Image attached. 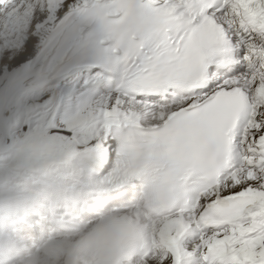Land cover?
<instances>
[{"label": "snow or ice", "instance_id": "6c2138e0", "mask_svg": "<svg viewBox=\"0 0 264 264\" xmlns=\"http://www.w3.org/2000/svg\"><path fill=\"white\" fill-rule=\"evenodd\" d=\"M0 97L165 151L163 264H264V0H0Z\"/></svg>", "mask_w": 264, "mask_h": 264}, {"label": "bare ground", "instance_id": "6f19581e", "mask_svg": "<svg viewBox=\"0 0 264 264\" xmlns=\"http://www.w3.org/2000/svg\"><path fill=\"white\" fill-rule=\"evenodd\" d=\"M6 97L0 98V109L3 107V100ZM10 114L7 113V111H2L0 113V123L6 124L7 123V117ZM13 123V120L10 118L9 123ZM61 127L59 125H55L52 128H47L46 132H36V135H47L46 141L49 142L53 140L54 142L51 143V146L44 149V151L39 154V156L31 157L30 161L32 162H39L40 160H46L47 157L49 158H55L59 159L62 157L67 149H72L73 147L82 148L86 145L94 144V146L98 148L102 147V143L99 141L98 132L100 129H98L93 134H87L85 132H82L80 129H73L71 131H58L57 129ZM17 159H12L8 164L5 165V168L9 171L13 170L14 165L17 163Z\"/></svg>", "mask_w": 264, "mask_h": 264}]
</instances>
